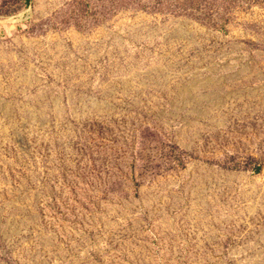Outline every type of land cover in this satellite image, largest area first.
I'll return each mask as SVG.
<instances>
[{
    "label": "rangeland",
    "instance_id": "obj_1",
    "mask_svg": "<svg viewBox=\"0 0 264 264\" xmlns=\"http://www.w3.org/2000/svg\"><path fill=\"white\" fill-rule=\"evenodd\" d=\"M0 264H264V0H0Z\"/></svg>",
    "mask_w": 264,
    "mask_h": 264
}]
</instances>
